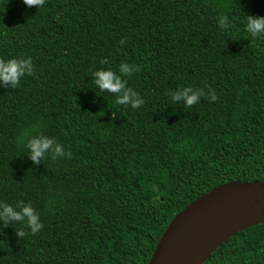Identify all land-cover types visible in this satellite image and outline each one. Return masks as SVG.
I'll return each instance as SVG.
<instances>
[{
	"label": "trees",
	"instance_id": "trees-1",
	"mask_svg": "<svg viewBox=\"0 0 264 264\" xmlns=\"http://www.w3.org/2000/svg\"><path fill=\"white\" fill-rule=\"evenodd\" d=\"M246 15L264 16V0H0V58L34 66L0 86V202H30L42 222L35 234L0 226V264H149L192 203L264 183V36L245 31ZM121 63L137 108L93 83ZM185 87L205 96L173 101ZM25 130L67 155L33 164ZM205 264H264V225Z\"/></svg>",
	"mask_w": 264,
	"mask_h": 264
},
{
	"label": "water",
	"instance_id": "water-1",
	"mask_svg": "<svg viewBox=\"0 0 264 264\" xmlns=\"http://www.w3.org/2000/svg\"><path fill=\"white\" fill-rule=\"evenodd\" d=\"M264 225V183H233L176 216L149 264H205L229 239Z\"/></svg>",
	"mask_w": 264,
	"mask_h": 264
},
{
	"label": "clouds",
	"instance_id": "clouds-1",
	"mask_svg": "<svg viewBox=\"0 0 264 264\" xmlns=\"http://www.w3.org/2000/svg\"><path fill=\"white\" fill-rule=\"evenodd\" d=\"M26 7L36 6L40 7L44 4V0H22ZM218 27L223 31L231 27L228 17L226 15L220 16L218 19ZM245 31L252 37L264 36V16L246 15ZM124 43L123 40L120 41ZM106 63V61H101ZM33 63L31 57L26 58H0V86L15 87L19 84L21 78L26 75L33 74ZM134 70L133 66L128 63H121L118 67V72L111 68H99L91 73V77L95 86L100 93H114L116 94V103L120 105H130L132 108H137L144 103L139 94L127 87V81L123 76L130 74ZM211 99L215 96L208 93ZM205 96L203 89H193L185 87L172 93V100L175 102H183L185 106H191L198 102L200 97ZM21 143L25 145L28 150L27 157L33 164L39 163L46 155L55 159L67 155L60 143L52 137L37 133L33 134L32 130H25L18 138ZM13 225L20 222L26 226L32 234L37 233L41 227L42 222L38 213L33 208L30 202L20 201L15 205L0 202V226L7 227L9 223ZM18 237H23L26 233L23 227L15 230Z\"/></svg>",
	"mask_w": 264,
	"mask_h": 264
}]
</instances>
